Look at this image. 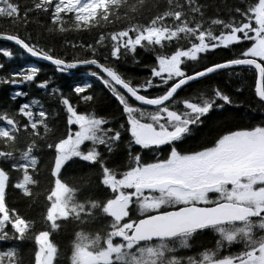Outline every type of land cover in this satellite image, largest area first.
Returning <instances> with one entry per match:
<instances>
[{"label": "snow or ice", "instance_id": "6c2138e0", "mask_svg": "<svg viewBox=\"0 0 264 264\" xmlns=\"http://www.w3.org/2000/svg\"><path fill=\"white\" fill-rule=\"evenodd\" d=\"M192 3L193 0H189L188 7L191 13H196L198 9ZM143 5L144 0H137L135 5L128 3V0H55L53 6V0H39L34 2L33 7L35 10L51 9L52 23L49 31L59 29L63 32L65 29L61 25L65 23L64 17L68 13L73 14L69 23L73 28H89L91 25L103 28L111 22L110 12L112 17L119 19L117 9L129 16L130 13L139 14ZM167 5V10L158 12L146 21V26L132 24L130 29L111 32L110 52L103 55V62L98 51L107 39L103 33L95 40V46L92 43H88L86 48L79 45L85 51L84 57L78 53L70 56L65 52L63 58L53 54L51 48L45 50L38 43L26 42V39L31 41L30 36L21 38L13 34L6 37L31 56L50 61L59 71L77 66H85L90 70L94 66L98 69L93 74L98 75L127 116L129 149L134 143L154 154L152 162H142L140 153L132 155L130 151V163L126 170L119 173L115 168L106 166L105 159L97 151V145H108L111 151V145L121 136L120 129L125 126L120 124L119 128H104L105 118L77 111L71 103L72 96L78 102L85 103L94 99L93 95H84L91 87L88 84L76 86L68 98L63 93L60 94V103L66 108V124L78 126L74 133L68 128L66 134L60 133L49 139L54 130L45 121V112L39 111L38 118H34L28 104L20 105L19 113L27 118L24 131L30 142L28 149L21 153L23 162L11 165L13 169L23 173L22 179L14 187L28 196L30 186L37 184L29 169L38 172L37 157L32 154L38 141L41 142L39 146L54 152V163L50 167L52 183L47 194L46 214L42 218L50 227L35 230L33 220L25 218L16 208L7 206L6 189L10 177L8 171L0 168V240L10 238L4 231L7 224H11L18 234L17 239H34V264H54L58 247L49 237L52 230L58 229V219H80L82 215L87 218L98 207L111 218V230L106 232V239L103 241L104 250L85 261L80 243L73 242L71 264H164L165 258L167 264H264V123L228 130L219 135L212 146H204L202 150H178L174 141L190 124L198 123L200 116L208 113L217 98L228 103H232V100L228 94L214 87L210 98L201 94L199 103L184 99L183 111L170 107L175 100L174 94L186 83L233 66L245 65L255 70V97L264 105V0H250L243 12L237 8L236 13L242 17L241 21L237 26L232 23L224 24L219 35H214L210 28H204L194 19L182 18L187 14L176 10L180 8L179 3L167 0ZM27 12L28 9H25V23ZM19 13L18 3L0 0V15L16 21ZM165 18L173 23L168 24ZM252 21L255 23L254 27ZM221 23L219 20L212 21L214 25ZM189 24H194V27ZM129 31L134 35L130 36ZM178 34L198 42H192L190 47L184 49L176 47L170 54H157L150 76L142 82L133 85L131 80L124 78L116 69L115 63L122 57L121 48L123 54H126L142 45V42H146V48L149 45L163 46L162 41H171ZM3 36L0 32V37ZM241 41L250 42V46L238 51L233 58L209 62L191 74L182 70L184 58L195 62L198 53H207L219 46ZM4 55L10 53L4 52ZM37 73L36 67L21 69L14 72L6 82L12 85L31 82ZM153 78H158L160 85L167 86L172 82L162 94L151 98L140 94L141 89L153 86ZM47 83L45 81L40 86H46ZM127 94L151 108L133 106ZM24 95L23 91H17L11 98L15 100ZM0 119L6 120V126H0V142L4 145L14 143L20 126L7 113L0 116ZM38 125H43V134L38 131ZM86 141L91 144L87 151H83L81 145ZM160 146L170 147L166 158L160 157ZM12 156V151H0V157ZM76 157L98 165L99 183L105 190H111L102 204L94 200L77 202L73 195L77 189L69 187L61 179L62 167ZM210 192L216 194L214 198L209 197ZM130 205L138 206L142 218L134 220L129 216ZM126 217L127 222H124ZM204 229H214L220 234L217 246L227 241L229 244L240 242L243 247L236 254L223 256L214 250L199 253V258L169 255L174 250L167 247L165 242L174 241L181 236H191L197 230ZM75 235L77 241L83 239L80 232ZM114 238H120V242L114 243ZM92 243L89 240L88 246L91 247ZM14 252V249L0 252V264H17Z\"/></svg>", "mask_w": 264, "mask_h": 264}, {"label": "trees", "instance_id": "16d2710c", "mask_svg": "<svg viewBox=\"0 0 264 264\" xmlns=\"http://www.w3.org/2000/svg\"><path fill=\"white\" fill-rule=\"evenodd\" d=\"M12 2L18 3L20 6L19 17L16 21H12L0 15V32L3 34H17L21 38L30 36L31 41L26 39V42L38 43L45 50L51 48L53 54L63 58L65 52H68L70 56L78 53L84 57L85 51L79 45H84L86 48L88 43H92L95 46V40L99 39L100 34L103 33L107 39L104 46L98 49L101 61L103 55L110 52L111 39L109 34L111 32H119L125 28L130 29L132 24L146 26V21L168 8L167 0H144L143 8L139 14L130 13L129 16H125L123 12L117 9V16L119 17L117 19L112 17L110 12L111 22L105 24L103 28L100 25H91L89 28H73L69 26L73 14L68 13L64 17L65 23L61 25L65 31L61 32L59 29L49 31V25L52 23L51 9L35 10L34 2H39V0H12ZM54 3L55 0H53V6ZM128 3L135 5L137 0H128ZM173 3H179L180 8L176 10L187 14L182 18L185 20L194 19L200 22L204 28H210L214 35H219L224 24L232 23L233 26H237L242 17L236 13V9L239 8L243 12L250 0H193L192 6L198 9L196 13H191L188 7L189 0H173ZM25 9H28L27 23H25ZM165 19L168 24L173 23L169 18ZM214 20H219L222 23L214 25L212 24ZM189 26L194 27V24H189ZM225 31L227 30L225 29ZM192 42L198 41L178 34L171 41H162L163 46L149 45L146 48L144 47L146 42H142V45L136 46L132 52L126 54H123V48H121L122 57L118 63H115V67L123 74L124 78L131 80L135 85L150 76L151 66L155 65L157 54H170L176 47L182 49L190 47ZM247 46H250V42H233V45L219 46L216 50L203 54L198 53L195 62L185 58L181 67L187 74H191L209 62H221L224 59L233 58L238 51ZM4 52H9L10 55H4ZM30 67L38 69L33 81L16 85L6 82L14 72ZM94 71L99 70L95 69L94 66H92V70L85 66H77L66 71H59L52 63L31 56L18 44L0 39V116L7 113L20 126L14 143L10 142L9 145H4L0 142V151H12L13 153L12 157H0V168L8 171L10 177L9 186L6 189V204L9 208H16L25 218L33 220L35 230H46L47 227H50V224L46 225L42 218L46 214L47 194L52 183L50 167L54 163V152L44 146H39L41 142L38 141V146L32 152L37 157L38 172H32L29 169L33 179L37 180V184L30 186V195L28 196L14 187L22 179L23 173L13 169L11 165L23 162L21 153L28 149L30 142V138L24 131L27 118L19 113L20 105L28 104L33 111L34 118H38L39 111L45 112L44 119L49 128L54 130L49 135V139L60 133L66 134L68 128H71L74 133L77 126L66 124V108L60 103V94L63 93L65 98H68L76 86L88 84L91 87L86 90L84 95H93L94 99L85 103L78 102L72 96L71 103L77 111L86 115L93 113L98 117L105 118L104 128H119L120 124L125 126L120 129L121 136L111 145V151H109L108 145H97V151L105 159L106 166L115 168L118 173L126 170L130 163V151L132 155L140 153L142 162L153 161L154 154L149 149H141L139 145L134 143L129 149L130 133L126 131L127 116L123 114L122 106L118 104L115 96L104 86L98 75L93 74ZM45 81L48 82L47 85L41 87L40 85ZM171 82L167 86H170ZM167 86L160 85L158 78H153V86L146 90L141 89L140 94L148 95L151 98L162 94ZM214 87L228 94L232 103L222 102L217 98L208 113L202 114L198 123L190 124L188 129L174 141L178 150H202L204 146H212L214 140L228 130L264 123V105L259 102L254 93L255 70L248 66H235L186 83L175 94V100L170 104V107L173 110L183 111L182 102L184 99L199 103L201 102V94L210 98ZM17 91H23L25 95L13 100L11 97ZM127 96L133 106L151 108V106L143 105L142 102L135 101L130 95L127 94ZM0 126H6L5 120L0 119ZM38 131L43 134V125H38ZM90 144V141H86L82 144L81 149L87 151ZM168 152H170V147L160 146V157L165 158ZM98 172V165L94 162H86L82 158L76 157L65 163L60 176L62 180L68 183L69 187L77 189L73 193L77 202L84 203L86 200H94L102 204L108 198L111 190H105L99 183ZM130 209L129 216L132 219L141 218L137 206L131 205ZM127 219L126 217L124 222H127ZM110 220V216L103 214L99 207L94 209L92 215L89 214L87 218L82 215L80 219L70 217L58 220V229L50 232V240L58 247V255L54 264H71L73 242L80 243L81 248H86L93 253H100L104 250L103 241L106 239V232L111 230ZM4 231L9 234L10 238L0 240V252L14 249L17 264H34V252L36 251L34 239H17L18 234L12 229L11 224H7ZM77 232L82 234L83 239L77 241L75 235ZM183 237L186 236L165 242V244H172ZM118 239L114 241L116 242ZM218 239L220 238L211 229L197 230L192 238L187 241L186 247H180L178 250L173 247L174 251L169 255L199 258V253L205 250H218V254L223 256L224 251H228V254H236L241 249L238 248L236 242L223 244V248L222 245L217 246L216 241ZM89 240L93 242L91 247L88 246ZM164 264H167L166 258Z\"/></svg>", "mask_w": 264, "mask_h": 264}, {"label": "rangeland", "instance_id": "374dc122", "mask_svg": "<svg viewBox=\"0 0 264 264\" xmlns=\"http://www.w3.org/2000/svg\"><path fill=\"white\" fill-rule=\"evenodd\" d=\"M252 23V26L254 27L255 26V23H254V21H252L251 22ZM129 35L130 36H133L134 34L131 32V31H129ZM238 35H239V33H238ZM125 39H127V38H125ZM185 59V58H184ZM183 70V69H182ZM5 122H6V120H5ZM77 128H78V126H77ZM77 130V129H76ZM82 146V145H81ZM145 194L147 195L148 193L147 192H145ZM131 206V205H130ZM137 209H138V206H137ZM167 210H169V209H167ZM60 219H63V218H60ZM60 219H58V220H60ZM125 219V218H124ZM57 220V221H58ZM212 230V232L213 233H215V234H217V236L221 239V237H220V234L218 233V232H216L214 229H211ZM50 238V237H49ZM192 238V235L191 236H186L185 238L183 237V238H181V239H179V240H177L176 242H174V243H172V244H169V243H167L166 244V246L167 247H169V248H171V249H173V247H175V249L176 250H178V249H180V247H186V245H187V241H189L190 239ZM115 239H118V238H114V240ZM114 243H115V241H113ZM116 242H120V238L118 239V241H116ZM223 244H229L227 241H224L223 243H222V248L224 247V245ZM225 249H228V247H225ZM81 251H82V254L84 255V257H85V261H87V259L89 258V257H93V256H97L99 253H93V252H90L89 250H87L86 248H81ZM103 251V250H102ZM101 251V252H102ZM216 252L218 253V250H216ZM224 253V255H226V254H228V251H224L223 252Z\"/></svg>", "mask_w": 264, "mask_h": 264}, {"label": "water", "instance_id": "95a60500", "mask_svg": "<svg viewBox=\"0 0 264 264\" xmlns=\"http://www.w3.org/2000/svg\"><path fill=\"white\" fill-rule=\"evenodd\" d=\"M8 36V34H4V36L3 37H0V39H4V40H8L6 37ZM9 41H11V40H9ZM13 42V41H12ZM15 43V42H14ZM35 58H37V59H39V60H42V61H45V62H49V63H51L50 61H47V60H44V59H42V58H40V57H35ZM246 66V65H245ZM233 67H235V66H233ZM179 91V89L177 90V92ZM128 95H130V94H128ZM174 96H175V94H174ZM133 98V97H132ZM173 183H178V182H174L173 181ZM169 210H171V209H169ZM142 218V217H141Z\"/></svg>", "mask_w": 264, "mask_h": 264}, {"label": "flooded vegetation", "instance_id": "af4514ba", "mask_svg": "<svg viewBox=\"0 0 264 264\" xmlns=\"http://www.w3.org/2000/svg\"><path fill=\"white\" fill-rule=\"evenodd\" d=\"M166 157H167V156H166ZM166 157H165V158H166ZM174 182H179V181H174ZM145 192H147V190H146ZM208 195H209L210 198H214V196H215L216 194L210 192ZM236 243H238V244H237V245H238V248H242V247H243V244H242V243H240V242H236ZM240 250H241V249H240Z\"/></svg>", "mask_w": 264, "mask_h": 264}, {"label": "bare ground", "instance_id": "6f19581e", "mask_svg": "<svg viewBox=\"0 0 264 264\" xmlns=\"http://www.w3.org/2000/svg\"><path fill=\"white\" fill-rule=\"evenodd\" d=\"M36 250V249H35Z\"/></svg>", "mask_w": 264, "mask_h": 264}]
</instances>
